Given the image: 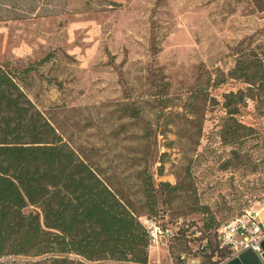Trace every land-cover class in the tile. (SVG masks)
<instances>
[{"label":"rangeland","instance_id":"rangeland-1","mask_svg":"<svg viewBox=\"0 0 264 264\" xmlns=\"http://www.w3.org/2000/svg\"><path fill=\"white\" fill-rule=\"evenodd\" d=\"M89 1L99 11L86 10ZM114 1L121 6L0 0V62L16 72L34 66L20 80L28 98L141 217L201 229L212 217L220 227L246 209L262 210L264 166L244 180L237 170L231 181L219 170L231 148L214 131L225 115L223 94L246 87L229 78L236 59L264 47V9L254 0ZM254 151L264 159L263 148ZM160 182L181 188L172 193ZM215 252L207 248L203 263L222 258Z\"/></svg>","mask_w":264,"mask_h":264},{"label":"trees","instance_id":"trees-1","mask_svg":"<svg viewBox=\"0 0 264 264\" xmlns=\"http://www.w3.org/2000/svg\"><path fill=\"white\" fill-rule=\"evenodd\" d=\"M254 1L264 9V0ZM104 2L112 9L121 6L114 0ZM85 6L99 11L90 1ZM34 69L29 65L11 71L0 62V264H147L149 236L137 210L64 142L21 86L22 75ZM229 78L246 87L223 94L225 115L214 135L223 148H231L227 157L219 158V170L230 172L235 181L237 170L243 171L244 180L264 166L254 151L264 149V47L240 53ZM250 114L254 120L247 122ZM146 178L149 208L155 214L156 196L148 195L155 183ZM159 185L172 193L181 188ZM210 210L200 208L203 213ZM158 219L174 225L165 216ZM203 223L200 230L210 239L208 249L222 256L217 261L231 255L213 243L219 228L214 218ZM195 226L184 221L178 227L170 241L174 260L189 250L191 241L202 240L192 239Z\"/></svg>","mask_w":264,"mask_h":264},{"label":"built area","instance_id":"built-area-1","mask_svg":"<svg viewBox=\"0 0 264 264\" xmlns=\"http://www.w3.org/2000/svg\"><path fill=\"white\" fill-rule=\"evenodd\" d=\"M142 225H145L148 236V257L147 264H163L161 252H165L170 264H204L202 257L207 250L210 239L204 237L203 232L197 227L191 229L192 239L189 250L178 254L177 260L173 259L170 253V241L175 237L178 227L184 225L183 221L174 225L162 224L159 219L143 215L139 218ZM216 243L220 249L228 250L231 255L238 254L244 250H255L261 252V245L264 239V222L261 220V210L255 207L246 209L232 220L225 222L215 231ZM157 256L158 259H153Z\"/></svg>","mask_w":264,"mask_h":264},{"label":"crops","instance_id":"crops-1","mask_svg":"<svg viewBox=\"0 0 264 264\" xmlns=\"http://www.w3.org/2000/svg\"><path fill=\"white\" fill-rule=\"evenodd\" d=\"M261 220L264 222V208L261 210ZM207 264H264V239L261 252L244 250L235 255H229L221 261H211Z\"/></svg>","mask_w":264,"mask_h":264}]
</instances>
